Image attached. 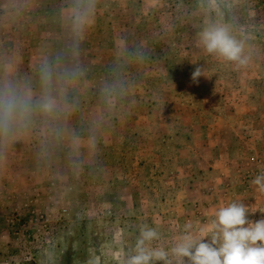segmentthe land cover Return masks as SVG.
Listing matches in <instances>:
<instances>
[{
	"label": "rangeland",
	"instance_id": "rangeland-1",
	"mask_svg": "<svg viewBox=\"0 0 264 264\" xmlns=\"http://www.w3.org/2000/svg\"><path fill=\"white\" fill-rule=\"evenodd\" d=\"M212 2L0 0V99L27 106L0 134V264H126L145 225L170 249L231 201L264 217V0Z\"/></svg>",
	"mask_w": 264,
	"mask_h": 264
},
{
	"label": "clouds",
	"instance_id": "clouds-1",
	"mask_svg": "<svg viewBox=\"0 0 264 264\" xmlns=\"http://www.w3.org/2000/svg\"><path fill=\"white\" fill-rule=\"evenodd\" d=\"M203 10H214L212 0H207ZM77 17V27L83 23ZM199 42L209 53L226 61L236 62L243 66L248 63L244 54V44L236 39L229 26L221 23L206 22L199 33ZM200 68L191 74L193 83H198ZM44 109L51 110L52 104L47 99ZM27 106L20 104L12 96L0 99V134L10 132L13 122L23 119ZM252 183L257 190L264 193V173L257 175ZM190 224L176 237L173 247H151L159 233L147 225L140 229V235L133 249L134 254L126 264H264V217L253 221L249 219L248 206L243 201H231L219 207L210 225L202 227L198 233L191 230Z\"/></svg>",
	"mask_w": 264,
	"mask_h": 264
}]
</instances>
